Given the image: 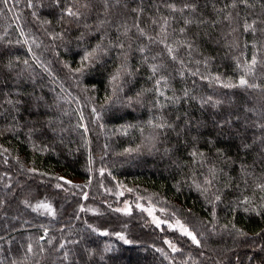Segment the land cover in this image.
Here are the masks:
<instances>
[{"label":"trees","instance_id":"16d2710c","mask_svg":"<svg viewBox=\"0 0 264 264\" xmlns=\"http://www.w3.org/2000/svg\"><path fill=\"white\" fill-rule=\"evenodd\" d=\"M262 113L264 0H0V264H264Z\"/></svg>","mask_w":264,"mask_h":264},{"label":"rangeland","instance_id":"374dc122","mask_svg":"<svg viewBox=\"0 0 264 264\" xmlns=\"http://www.w3.org/2000/svg\"><path fill=\"white\" fill-rule=\"evenodd\" d=\"M43 110L50 111V109L42 103ZM264 115V113H262ZM131 202L127 201L123 207L122 210L125 212L130 211L131 209ZM135 206L145 212L147 216L150 219V222L155 225L158 228L165 227L169 231L177 232L180 236L188 238L190 241H192L194 244L198 243V240L195 236V234L191 231L190 227L185 224L177 215H175L173 212H170L162 207L157 206L155 203H153L150 200H142L139 199ZM186 233H191V237H195L194 240L187 235Z\"/></svg>","mask_w":264,"mask_h":264},{"label":"snow or ice","instance_id":"6c2138e0","mask_svg":"<svg viewBox=\"0 0 264 264\" xmlns=\"http://www.w3.org/2000/svg\"><path fill=\"white\" fill-rule=\"evenodd\" d=\"M240 83H241V85H243V84H245L246 82L244 81V80H241L240 81ZM41 207H47L46 205H41ZM106 234V233H105ZM187 235H189L190 237H191V233H186ZM121 238H123V237H121ZM193 240H194V242H195V237H191ZM126 243H127V241H125ZM175 250V249H174Z\"/></svg>","mask_w":264,"mask_h":264}]
</instances>
